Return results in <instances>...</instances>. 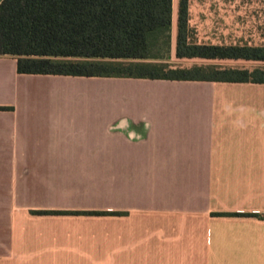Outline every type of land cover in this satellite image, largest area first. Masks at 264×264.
I'll return each mask as SVG.
<instances>
[{
  "label": "crops",
  "instance_id": "crops-1",
  "mask_svg": "<svg viewBox=\"0 0 264 264\" xmlns=\"http://www.w3.org/2000/svg\"><path fill=\"white\" fill-rule=\"evenodd\" d=\"M261 4L189 0L191 41L258 46ZM61 77L0 55V264H264V84L133 79L191 86L77 122Z\"/></svg>",
  "mask_w": 264,
  "mask_h": 264
},
{
  "label": "trees",
  "instance_id": "trees-1",
  "mask_svg": "<svg viewBox=\"0 0 264 264\" xmlns=\"http://www.w3.org/2000/svg\"><path fill=\"white\" fill-rule=\"evenodd\" d=\"M188 8L189 0H177V59L264 63V44H195ZM172 28L173 0H0V55L16 57L19 74L264 84V66L172 65ZM219 215L263 218L252 213Z\"/></svg>",
  "mask_w": 264,
  "mask_h": 264
},
{
  "label": "rangeland",
  "instance_id": "rangeland-1",
  "mask_svg": "<svg viewBox=\"0 0 264 264\" xmlns=\"http://www.w3.org/2000/svg\"><path fill=\"white\" fill-rule=\"evenodd\" d=\"M174 10V36L172 39V55L170 63L178 67H190L194 64H218L221 66L233 67H255L264 66V63H256L241 60H200V59H177L175 56L176 43V19H177V0H173ZM260 6V5H259ZM264 7V4H261ZM257 12L258 21L262 22L258 33L254 39L247 40L245 43L264 44L263 20L264 10H254ZM47 82V83H46ZM175 84V85H173ZM161 84L149 81L148 83L135 82L133 79L123 78H82V77H61L57 81H45L39 87L43 88V93L47 94L48 89L54 90L53 100L58 105L70 106V115L77 122L98 121V119L111 121L116 115V105L141 104L153 102L159 96L151 89L163 88L165 86H191L189 84ZM167 88V87H165ZM160 98V97H159ZM47 100V99H46ZM49 101V100H47ZM158 101V100H157ZM101 106H103L101 110ZM132 106V105H131ZM133 107V106H132ZM101 110V111H100Z\"/></svg>",
  "mask_w": 264,
  "mask_h": 264
}]
</instances>
